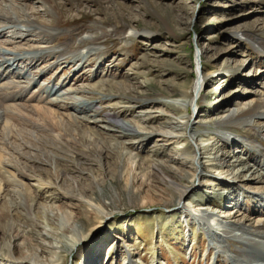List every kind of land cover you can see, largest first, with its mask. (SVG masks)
Returning <instances> with one entry per match:
<instances>
[{
  "label": "rangeland",
  "instance_id": "rangeland-1",
  "mask_svg": "<svg viewBox=\"0 0 264 264\" xmlns=\"http://www.w3.org/2000/svg\"><path fill=\"white\" fill-rule=\"evenodd\" d=\"M9 3V0H0L1 5ZM23 3L24 11L36 12L46 24L57 29L66 28L67 23L90 25L95 19L110 24L112 13H123L133 20L136 36L126 33L122 39H104L96 47L106 50V56L100 61L87 56L68 57V61L62 62L67 58L62 60L50 54L39 61L36 59V64H15L0 79V100H4L0 111V264H84L89 257L96 264H233L230 259L218 258L217 252L210 249L207 234H202L199 222L186 224L182 206L196 210L206 200L221 202V197L235 192L247 196L238 203L236 210L241 216L235 220L241 224L244 220L250 224L264 221L261 214L264 209L259 203L264 195V183L252 186L240 180L250 176L252 168L262 165L264 157L259 156L258 160L251 157L244 163L249 169L238 179L241 182L234 174L241 166L230 174L225 166L208 165L218 144L224 146L219 147L221 152L233 156L237 155L236 151L264 153V127L258 126L264 118L256 120L254 129L252 124L237 125L232 134L224 129L216 133L208 130L216 119L224 120L234 108L260 100L259 91L264 87L261 49L264 47V0H56L61 14L58 25L53 16L44 14L45 8L37 0ZM12 5L19 8L16 2ZM259 38L263 39L262 45L257 41ZM66 41L60 36L53 39L52 45ZM27 42H21L19 36L9 32L2 33L0 51L8 53L6 48L26 47ZM197 55L205 61L201 67L197 66ZM170 64L178 70L169 71ZM207 72L211 75L201 86L202 100L188 110L193 118L191 122L202 124L192 126L193 139L173 136L162 129L166 114L161 112L160 102L140 96L135 101L123 98L131 92L132 96L136 95L133 91H165L169 101L179 107V86L189 85L194 75ZM166 77L176 83L174 88L163 84ZM11 83L28 87L15 101L8 102L3 94L5 86ZM53 85L63 94L59 99L64 100L53 105L59 115H64V122L55 121V130L68 131L71 139L83 141L76 144L75 152H87V140L100 141L109 150L101 162L80 159L67 153V149L62 150L65 154L58 149L53 152L52 149L61 147L32 126L36 118L33 108L40 103L37 101L40 88ZM45 95L43 103L55 98ZM107 95L111 97L106 98ZM85 103L90 104L85 113L73 111L75 105L80 107ZM110 113L117 116L113 124L129 123L136 137L113 134L115 139L108 138L111 132L99 124L91 121L70 124L65 117L71 114L77 118L100 119ZM163 131L164 137L160 136ZM187 143L196 149L208 145L204 159L199 152L200 162L183 155L181 150ZM42 146L47 147L50 156L42 151ZM121 154H129L135 162L155 160L167 162L170 167L183 162L197 168L202 163L206 171L204 178L209 181L205 185L202 179L192 182L188 177L181 179L187 191H195L189 196L190 201L177 205L176 191L167 189L159 176L149 181H133L131 186L127 185V173L119 175L118 181L110 178L109 169ZM103 174L108 178L90 190L93 180L103 178ZM85 189L89 191L82 194ZM222 203L219 207L208 204L204 207L216 210L217 217L236 208L229 200ZM13 226L32 241L25 245V240H13ZM235 243L228 242L225 249L233 257V252L241 250ZM6 246L11 248L10 256ZM32 253H36L38 260H29Z\"/></svg>",
  "mask_w": 264,
  "mask_h": 264
},
{
  "label": "bare ground",
  "instance_id": "bare-ground-1",
  "mask_svg": "<svg viewBox=\"0 0 264 264\" xmlns=\"http://www.w3.org/2000/svg\"><path fill=\"white\" fill-rule=\"evenodd\" d=\"M9 4H0V34L2 33H11L13 35L19 36L21 39V42L28 41L26 47H18L16 50H9L6 48V52L8 53H1L0 51V79L4 77L7 73L10 72V70L13 69V66L18 63H24L29 62L30 64H36L37 61L40 59L50 55V54H56V56L59 59H65L62 62L68 61V57H71L73 59L76 58H84L87 56H93L96 58V60L100 61V59H103L106 56V50H99L96 47H100L103 43L104 39L107 38H116V39H122L123 35L126 33L135 35L136 33L133 32L132 29V23L133 20L123 13H112L113 20L112 23L107 24L104 21L100 19H95L90 25L86 26H78V25H71L69 26L68 23L66 25V28L64 29H57V26L54 25H48L46 24L42 18L38 16L36 12L33 13H27L22 9L23 2L25 0H9ZM74 2V0H72ZM16 2L19 8L13 7L12 3ZM38 3L41 4L42 7L45 8L44 14H48L53 16L56 19L57 25L61 22H59V18L61 17L58 6L56 4V0H37ZM11 4V5H10ZM79 4V3H78ZM40 15V14H39ZM133 32V34H132ZM60 36H64L67 41L62 43L61 45H52L53 39H57ZM136 36V35H135ZM134 36V37H135ZM27 37L34 38V42H30L31 40H28ZM252 40H255L253 38ZM256 41V40H255ZM259 41L260 45L263 44V39L259 38L257 39ZM10 42L9 44H11ZM31 43V44H28ZM73 45L76 46V48L73 47ZM85 50L84 53H77L78 50ZM264 52V47L261 48ZM5 51V48H4ZM67 56V57H66ZM37 59V61H36ZM197 66L201 67L203 66L204 62L199 55L196 57ZM80 62V61H79ZM168 68H172L169 71L178 70V67L176 65H169ZM27 71V70H26ZM22 74V72H20ZM28 73V72H27ZM27 73H24L23 75H26ZM211 75L210 72H207L203 75H194V80L189 85H181L179 86V92L178 94V104L172 103L169 101V98L164 92L160 91H146V92H135L136 95H131V93H127V95H123L124 99H130L132 101H135L136 98L144 97V98H150L154 101L160 102L162 104L161 106V112L166 114L165 117L162 118L161 127L163 130H168L171 135H181L189 137V139L194 138V132L192 134V126L202 125L199 121L198 122H191L192 116L189 115L188 110L191 109L193 106L197 107L198 101L202 100L203 94H201V86L206 84L208 82V78ZM6 77V76H5ZM6 85V83H4ZM163 84L170 86L171 88H174V84L176 83L170 79L169 77H166L163 81ZM11 85V86H10ZM28 85V84H27ZM28 86H20L16 83H11L8 86H5V93L3 95L4 99L9 102L15 101L18 96L23 94ZM259 91V97L260 100L258 102L249 104L247 106H241V108H234L235 110L229 111L225 116L224 120H222V117H219L215 120V124L213 126H210V129L208 130L212 133H216V131L219 130H226L227 133L232 134L234 132V129H236L237 125L240 124H246L251 125L252 128H256V120L259 118H264V87L260 89ZM183 91V92H182ZM77 93V92H76ZM133 93V94H134ZM39 96H37V101L40 102L37 105L34 106L33 112L35 114L34 117V123H32L33 127H35L37 130L46 133L47 136L51 137V141L55 142L57 146H60L61 148H56V150L52 149V151L58 150H66V152H71L72 154H75L76 156H79L80 159L83 157L86 161H97L101 162V159L106 157L105 155L109 151L103 144L98 140H85L86 149L88 150L85 153L75 152V146L76 144H80L83 141L77 142L75 139H71L68 135V131H62L55 129V123L56 122H64L63 118L64 115H59L54 108L53 105L57 104L61 101L64 102L61 98L60 94L58 93L57 86H42L39 91ZM45 97H55L54 99L51 98L47 100V102L43 103V95ZM67 95V94H66ZM58 97V98H56ZM106 98L111 97L109 95L105 96ZM122 97V96H120ZM77 100V98H73ZM4 101V100H3ZM2 99L0 100V111L2 110L1 103L3 102ZM42 104V105H41ZM15 105H13L14 107ZM90 104L85 103L82 104L80 107H77L76 105L73 108V111L75 112H81L85 113L86 109L89 108ZM16 107V106H15ZM30 111V110H29ZM32 111V110H31ZM7 112V111H6ZM11 114V113H10ZM32 114V113H31ZM7 115V114H6ZM2 117V114L0 112V118ZM67 118V121L70 124H75L79 122H88L91 121L95 125L99 124V126L107 131H110L107 135L108 138L115 139V135L119 136H125L128 135L130 137H136L134 131L132 130V126L128 123H123L122 125H115L113 124L114 120H117V116L114 113H110L108 116H104L100 119H94L93 117L89 118L85 116L84 118H77L74 117L71 114H68L65 116ZM5 118V117H4ZM48 119V121L46 120ZM4 121V126L8 127L7 119ZM56 121V122H55ZM192 124H191V123ZM235 125V126H234ZM259 129H262L264 127V122L262 124H259ZM39 128V129H38ZM117 128V129H116ZM251 132L248 131L247 134H250ZM115 134V135H113ZM165 132L163 131L160 133V136L164 137ZM156 136V135H155ZM232 140L230 139L229 142ZM46 144V143H45ZM121 144L117 143V146H120ZM41 146V145H40ZM47 146V145H46ZM46 146H42V151L47 155L49 153L48 150H46ZM49 146V145H48ZM55 146V145H54ZM253 147V145H251ZM219 147H224L221 144H218V148L215 152V155L213 158H211V164H208L210 167L215 168L216 166H221L226 169L227 173L232 174V171L237 166H241L240 169H236L237 171L234 173L238 177L237 180L242 177V173L246 172L249 167L245 166L244 163L246 161L253 157V159H257L260 156L264 157V153H260V151L257 152V154H247V152L243 151H236L237 155L233 156L231 153L221 152ZM51 148V147H50ZM48 148V149H50ZM264 150V148H263ZM114 151V149H112ZM182 154L187 156H192L191 159L197 160V154L200 153L201 158L204 159V156H206L208 152V145L207 146H200L199 149H196V146L193 144H186L185 148L181 150ZM243 152V153H242ZM262 152V151H261ZM59 153H64L59 152ZM58 154V153H57ZM65 154V153H64ZM240 154V155H238ZM1 155V154H0ZM252 155V156H251ZM50 156V154H48ZM170 160L171 158L168 157ZM230 158H233L234 160L228 162ZM133 159V161H129ZM75 161L77 159H74ZM200 160V159H199ZM264 161V160H263ZM78 162V161H77ZM167 163V162H166ZM165 162L150 160L148 162H142L138 160L137 162L134 161V158H131L129 154H126V156L119 155L117 160L114 162V164L111 165L109 169L110 178L117 179L120 177L119 175H126L128 176V182L127 185L131 186L133 185V181H145L150 180L152 177H158L162 178L161 183H166L167 189L175 190L178 195L177 205L182 204L184 201H190L189 196L194 193L195 189H191L190 191L186 190V187L182 186V180L184 177H188L190 179L189 182H192L195 179H202L206 183H208L209 179L204 178V175L206 171L204 170V165L202 163L199 167H190L187 166L185 163H175L177 167H170ZM231 167V168H230ZM242 169V170H241ZM241 171V173H239ZM250 176H245L243 179H240L244 182V185L252 184L258 185L257 183H264V163L262 165H257V167L252 168L250 171ZM208 173V172H207ZM211 173V172H209ZM143 174V175H141ZM105 176L103 174V178L95 179L93 180V183L91 184L92 187L90 190L96 186L101 185L100 183L105 181L108 176ZM141 175V176H140ZM110 180V179H109ZM164 180V181H163ZM181 180V181H180ZM238 180V181H240ZM131 183H130V182ZM233 181V180H232ZM240 181V182H241ZM90 185V186H91ZM147 185V184H145ZM204 187V186H203ZM257 189V188H256ZM89 190H84L82 194H87ZM103 196V195H102ZM114 198L116 197L115 192H113L112 195ZM194 196V194H193ZM242 196V197H241ZM246 195L244 194H238L231 192L221 197V202L206 200L204 202L205 204H208L209 206L216 205L217 207L224 205L222 202L224 201H230L231 203H234L235 209L223 213L221 216L217 217L216 210H209V208H206L201 206L200 208L190 209L187 206H182V214L184 215L183 219L185 220L186 224L190 222H195L199 224V227L202 228L201 232L202 234H207L208 240L210 242V249L215 250L217 252L216 256L218 258L222 257L225 259H230L233 264H264V221H256L253 224H250L248 220H244V223H239L235 219L241 216L239 214V211L236 210L239 206L238 203L242 201L245 198ZM82 198L83 195L81 196ZM230 197V198H229ZM247 198V196H246ZM245 198V199H246ZM261 201L260 207H263L264 209V195L260 198ZM198 201V200H197ZM230 203V204H231ZM184 205V204H183ZM241 205V204H240ZM261 209V210H263ZM264 214V212H261V214ZM180 215V214H179ZM51 220V219H50ZM23 224V223H22ZM182 226V225H181ZM195 228V225H193ZM12 239H22L25 240V245L32 241V238H29V240L25 239L24 235L17 227H12ZM10 230V231H11ZM190 230V229H189ZM31 232V231H30ZM35 233V232H34ZM200 233V232H199ZM201 234V233H200ZM236 242L238 245H240L241 250H237L233 252L234 257L227 254L228 251H226L227 243L228 242ZM235 243V244H236ZM7 247V252L10 254V246ZM242 247V248H241ZM215 252V253H216ZM29 260H38L36 253H32L29 255ZM96 257V256H95ZM28 259V258H27ZM252 259V260H251ZM43 264V263H42ZM84 264H96L93 262V257H89L86 259Z\"/></svg>",
  "mask_w": 264,
  "mask_h": 264
}]
</instances>
